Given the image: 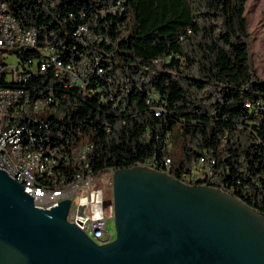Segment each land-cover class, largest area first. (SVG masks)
I'll use <instances>...</instances> for the list:
<instances>
[{
    "label": "trees",
    "instance_id": "trees-1",
    "mask_svg": "<svg viewBox=\"0 0 264 264\" xmlns=\"http://www.w3.org/2000/svg\"><path fill=\"white\" fill-rule=\"evenodd\" d=\"M247 1L0 0L38 45L88 74L86 92L51 71L31 80L36 92L54 86L39 118L40 136L65 157L58 179H74L89 145L92 176L148 164L264 216V80L250 60ZM200 159L211 176L184 181Z\"/></svg>",
    "mask_w": 264,
    "mask_h": 264
},
{
    "label": "water",
    "instance_id": "water-1",
    "mask_svg": "<svg viewBox=\"0 0 264 264\" xmlns=\"http://www.w3.org/2000/svg\"><path fill=\"white\" fill-rule=\"evenodd\" d=\"M111 242L67 222L70 201L34 206L0 170V264H264V216L227 192L146 166L112 176Z\"/></svg>",
    "mask_w": 264,
    "mask_h": 264
},
{
    "label": "built area",
    "instance_id": "built-area-1",
    "mask_svg": "<svg viewBox=\"0 0 264 264\" xmlns=\"http://www.w3.org/2000/svg\"><path fill=\"white\" fill-rule=\"evenodd\" d=\"M79 31L86 32V29ZM38 43L37 31L21 28L0 3V170L18 180L25 194L37 198L34 205L37 208L50 209L69 200L67 222L95 244H107L113 240L106 231L107 219L112 213L107 211L103 189L94 187L101 176L89 174L86 157L91 146L83 147L78 161L80 181L73 187H63L62 183L57 186V194H40L38 186H29L30 171L50 177L52 171H60L61 159L65 158L56 147H37V140L43 139L40 132L45 124L39 117L55 103V98L54 86H47L46 93L36 92L32 78L51 71L65 89L78 87L86 92L88 84V74L77 75L73 62L60 60L52 46ZM27 123H34V131H27ZM24 137H33L34 145H24ZM168 164L166 160L164 165ZM203 165L204 160L200 159L188 172V179L183 180L193 184L199 178L210 177V169ZM108 172L113 174L112 170Z\"/></svg>",
    "mask_w": 264,
    "mask_h": 264
},
{
    "label": "rangeland",
    "instance_id": "rangeland-1",
    "mask_svg": "<svg viewBox=\"0 0 264 264\" xmlns=\"http://www.w3.org/2000/svg\"><path fill=\"white\" fill-rule=\"evenodd\" d=\"M245 17L249 31L251 64L257 76L264 80V0H248L245 6ZM98 176L101 178L94 182V187L103 189V196L109 201L112 199V192L108 184L112 182L113 174L107 172ZM106 231L113 239L115 229L111 218L107 219Z\"/></svg>",
    "mask_w": 264,
    "mask_h": 264
},
{
    "label": "bare ground",
    "instance_id": "bare-ground-1",
    "mask_svg": "<svg viewBox=\"0 0 264 264\" xmlns=\"http://www.w3.org/2000/svg\"><path fill=\"white\" fill-rule=\"evenodd\" d=\"M52 49H54V47H52ZM67 60V59H66ZM64 61V60H63ZM246 107H249V104H246L245 105ZM27 131H34V123H27ZM49 141V140H48ZM47 140H45L44 138L43 139H38L37 140V147L39 148H48V147H52V146H49L47 144L48 142ZM24 145H34V138L33 137H24ZM73 152V151H72ZM74 153V152H73ZM82 154H83V148L80 149V151L78 152V155L76 156L77 157V161H79V159H81L82 157ZM72 155V154H71ZM76 160V159H75ZM200 162V160H199ZM77 163V162H76ZM73 167V166H72ZM80 168V166H79ZM73 170V169H72ZM75 171V169H74ZM60 171H52V176H55V179L53 182H58L57 185H52V188L49 186V185H42L38 182V179L41 178V177H46L48 178L47 176L45 175H38V171H30L29 172V186H38V193L40 194H57V186L58 185H62L63 183V187H73V184H76L77 182L80 181V169H79V172H77L75 175H74V179L71 180L70 183L68 182H64V178L62 179H58V174ZM89 174H90V171H89ZM166 174V173H165ZM91 175V174H90ZM72 176V175H71ZM92 176V175H91ZM65 177V176H64ZM69 177V176H68ZM182 177L184 179H188V173L187 172H184L182 174ZM67 178V177H66ZM16 182L19 183L18 180H15ZM44 181V180H42ZM46 181V180H45ZM50 181V182H52ZM187 182H191V181H187ZM42 183V182H41ZM45 183V182H44ZM43 183V184H44ZM56 184V183H55ZM185 184V183H184ZM188 185V184H187ZM32 198V201H33V204L34 205H37V198L36 197H31Z\"/></svg>",
    "mask_w": 264,
    "mask_h": 264
},
{
    "label": "flooded vegetation",
    "instance_id": "flooded-vegetation-1",
    "mask_svg": "<svg viewBox=\"0 0 264 264\" xmlns=\"http://www.w3.org/2000/svg\"><path fill=\"white\" fill-rule=\"evenodd\" d=\"M197 185H201V184H197ZM110 190L112 192V182H111V186H110ZM106 207H107V211L111 214L112 216H110L109 218H111L113 220V201L112 199L110 201H106Z\"/></svg>",
    "mask_w": 264,
    "mask_h": 264
}]
</instances>
